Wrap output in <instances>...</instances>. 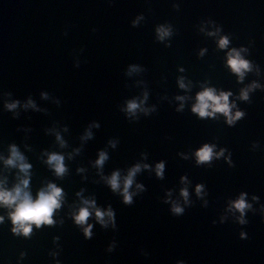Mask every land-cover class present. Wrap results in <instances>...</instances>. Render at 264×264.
Segmentation results:
<instances>
[{
	"label": "water",
	"instance_id": "95a60500",
	"mask_svg": "<svg viewBox=\"0 0 264 264\" xmlns=\"http://www.w3.org/2000/svg\"><path fill=\"white\" fill-rule=\"evenodd\" d=\"M159 26L171 28L163 41ZM221 36L229 39L225 49L217 46ZM232 48L246 49L241 56L252 65L242 81L226 63ZM132 65L139 71L129 72ZM253 82L260 87L239 99ZM205 87L231 92L232 112L244 116L231 126L220 113L198 118L191 108ZM144 93L142 107L154 111L129 116L127 102ZM178 96L185 97L180 111ZM29 99L38 110L23 107ZM13 100L19 105L8 111L5 103ZM86 130L92 137L82 140ZM205 143L225 151L198 165L194 153ZM13 144L32 165L33 198L51 182L63 189L64 201L55 224H33L28 237L12 233L10 210L0 207V264H264V0H0V157ZM100 151L108 159L97 169ZM51 152L65 157L63 177L45 163ZM159 162L162 179L155 174ZM136 164L148 168L136 174L129 206L104 178L117 170L124 177ZM18 175L0 159L6 188ZM241 192L252 205L245 225L229 211ZM82 198L111 207L116 229L93 215L85 239L72 219ZM171 202L184 214L173 216Z\"/></svg>",
	"mask_w": 264,
	"mask_h": 264
},
{
	"label": "clouds",
	"instance_id": "9594fccd",
	"mask_svg": "<svg viewBox=\"0 0 264 264\" xmlns=\"http://www.w3.org/2000/svg\"><path fill=\"white\" fill-rule=\"evenodd\" d=\"M137 19H140L139 17ZM137 21H133V25ZM219 32L217 28L216 31L207 33L210 36H215ZM66 34V33H65ZM157 39L163 41L165 38L169 37L172 32L170 27L159 26L156 29ZM229 45V39L227 36H221L217 41V46L220 49H225ZM246 49L241 48L239 50L232 48L227 52V66L229 69L237 76L238 81H242L246 72L252 70V65L248 60H245L241 53L245 52ZM204 50L201 49L200 54L203 55ZM79 67V63L75 65ZM139 71L138 67L132 65L129 67V72ZM182 71V69H181ZM179 87L185 89L187 86L183 82L181 77L178 81ZM260 85L253 82L248 87L241 89L239 99L247 101L249 99V92L255 88H259ZM7 95H11L7 93ZM232 95L231 92L220 91L217 92L216 89L212 87H205L202 91H199L195 97V103L192 105L191 111L196 114L198 118H215L217 113L223 114L225 122L231 126L235 121L241 119L244 116L242 111L232 112V109L235 108V103L229 101V97ZM43 98H47L46 93H41ZM177 100L181 101L180 107L177 111L182 110L183 101L185 97L178 96ZM147 100V93H144L143 99L139 102L135 99L130 100L126 104L124 111L129 116H135L138 111L144 112L147 115L150 111L154 109L143 108L142 105ZM19 105V101L13 100L10 103H5V108L8 111H15ZM25 108L36 109L34 102L29 99L26 104L23 105ZM92 127H99L98 124H93ZM66 130V129H65ZM92 137V132L86 130L82 140L90 139ZM56 141L61 147H65L66 143L59 133H56ZM111 147L116 146L115 141H109ZM215 145L213 144H203L199 149L194 153L196 157V163L198 165L210 164L214 158H219L224 154L225 149H220L219 152L214 151ZM75 151H79L78 149ZM47 160L45 163L54 171L57 177H63L68 169L64 163L65 157L62 154L51 152L46 153ZM71 158V156H69ZM186 158V157H185ZM3 159V163L7 168H16L21 175L17 176V183H15L10 189L6 188L4 180H0V207L9 209L8 219L12 223L11 231L14 235H23L28 237L32 232V225L34 224L37 228L41 225H54L55 221L53 219L54 212L59 210L64 201V192L63 189L57 187L54 183H47L45 187L40 188L35 198H33L31 192L29 191L30 184V169L31 164L26 162L25 156L19 151L16 145L9 146V155L6 159ZM108 159V155L105 151H100L98 158L95 160V167L100 169L103 167L104 162ZM227 159V158H226ZM229 163H231L229 161ZM148 168L147 164L141 165L136 164L131 167L127 175L121 177L120 172L113 171L112 174L106 178L107 185L113 192H119L123 198V203L125 205L133 204V196L136 194L130 189L134 184V178L141 168ZM165 165L163 162H159L155 166V174L158 178H163ZM77 171H83V169H77ZM181 182L186 183V177H181ZM136 189L143 191V185L136 184ZM203 191V185L198 184L196 186V194L200 196ZM170 195V193H169ZM77 196H80V193H77ZM180 196L184 201V205H189V193L186 188L180 190ZM258 198L253 196V200ZM170 201L166 200L165 203ZM81 207L78 208L74 213H72V219L74 223L78 226H81L83 229V235L85 239H90L92 236V224L88 223V220L91 216H95V220L103 228H108L109 225L113 229H116V220L115 213L111 207L107 209H101L96 207L94 199H81ZM252 209V205L249 204L245 199V193L241 192L240 196L230 202L229 211L238 212L239 216L236 217L237 222L241 225H245L248 221L245 219V213L247 210ZM170 212L173 216H181L185 212V207L178 202H171ZM4 220L3 216H0V223ZM223 222V220H222ZM213 223H215L213 221ZM242 239L246 238L244 232L240 233ZM115 248V242L109 245L107 251L112 252ZM146 255V254H145Z\"/></svg>",
	"mask_w": 264,
	"mask_h": 264
}]
</instances>
